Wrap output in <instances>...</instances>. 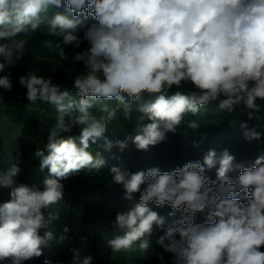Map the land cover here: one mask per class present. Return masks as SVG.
Returning <instances> with one entry per match:
<instances>
[{
  "label": "clouds",
  "instance_id": "1",
  "mask_svg": "<svg viewBox=\"0 0 264 264\" xmlns=\"http://www.w3.org/2000/svg\"><path fill=\"white\" fill-rule=\"evenodd\" d=\"M53 7L67 14L56 13L47 34L63 43L54 39L42 51L38 46L39 75L29 70L15 77L29 103L55 106L47 143L34 151L48 175L38 186L17 181L18 164L0 173V187L10 189V199L0 202V264H63L58 255L42 253L54 234L41 231L60 218L44 211L64 197L62 181L82 171L98 175L106 167L100 151L89 152L98 142L102 151H123L130 140L147 151L210 102L227 112L242 106L252 119L261 110L257 101H264V0H0V89L13 88L14 69L5 70L20 61ZM61 74L74 91L53 82ZM184 85L191 87L181 90ZM145 92L155 98L144 101ZM133 103L137 123L149 121L141 134L104 139L118 112L131 118ZM199 126L188 122L192 129ZM240 128L246 140L261 139L247 123ZM73 129H79L78 137L65 135ZM213 168L215 180L204 175ZM236 170L233 180L229 174ZM110 174L125 199L140 194L138 203L115 215L117 234L107 241L113 253L134 246L147 252L146 237L156 226L164 230L156 243L174 254L175 264H264V155L246 167L228 150H209L202 160L171 171L131 172L120 165ZM152 202L173 211L161 216L149 207ZM68 232L65 227L60 241ZM81 244L70 249L71 264H92L91 255L82 256L87 242ZM158 259L164 264L162 255Z\"/></svg>",
  "mask_w": 264,
  "mask_h": 264
},
{
  "label": "trees",
  "instance_id": "2",
  "mask_svg": "<svg viewBox=\"0 0 264 264\" xmlns=\"http://www.w3.org/2000/svg\"><path fill=\"white\" fill-rule=\"evenodd\" d=\"M56 13H64V7H53L49 9L46 17L42 19L40 29L32 35L25 45L20 61L14 69L13 88L10 91L0 89V173L7 172L13 165L18 164L21 169L17 177L19 183L36 184L41 182L48 175V170L39 168V162L34 156L36 148H43L47 143V135L51 125L55 122L56 109L54 105L37 102L29 103L25 98L26 89L21 87L18 79L29 70H35L40 74L39 47L50 49L53 47L54 39L63 43L62 37H52L47 34V22ZM70 15V14H69ZM42 47V48H41ZM28 49V52H27ZM41 53V52H40ZM23 54H25L23 56ZM44 54L42 57H44ZM4 73H0L3 75ZM17 76L18 79H15ZM64 74L54 77L53 82L60 83L62 87L73 90V86H67ZM190 85L182 86L181 90H187ZM177 89L173 88L169 94ZM74 91V90H73ZM155 98V94H143V100L149 101ZM261 104V110L253 113L249 119V111L242 106L235 108L232 112L221 111L217 102H210L196 115L189 113L184 122L175 133L166 134V139L157 145L150 146L147 151L137 150L131 142L128 147L121 151L113 147L109 151H102L103 143L89 149L93 155L100 151L102 158L106 160V167L98 175H89L87 172L72 175L62 181L65 185L64 197L56 204L50 205L44 211L45 216L59 213L58 220H52L45 231L54 234L53 239L48 240L42 246V253L58 255L56 261L63 264H71L72 253L70 249L80 248L81 242H87L86 251L83 255L93 257L92 264H161L158 257H164V264H175L174 254L165 252L157 243V239L163 235L162 228L153 227L152 234L146 237L150 246L147 252L141 253L134 246V250L128 253H113L107 245V241L117 234L113 227L115 215L119 211L127 210L139 202L140 194H134L133 200L125 199L122 186L112 184L110 168L123 165L131 172L148 170L158 167L161 171H171L182 167L184 163L202 160L209 150H215L219 155L228 150L235 158L236 163H242L246 167L252 166L258 156L264 155V101H257ZM111 107H115L111 105ZM137 104H132L131 118L125 120L123 112L117 113V122L108 130L104 139L115 141L123 140L126 136L134 137L141 134L142 124L137 123L140 113L136 110ZM95 114V113H94ZM189 121H196L200 126L196 129L188 127ZM118 122L122 125L120 128ZM241 123H247L249 128H255L261 133V139L248 141L244 138ZM65 135L79 136V129H73ZM204 175L212 180L216 179V169L205 171ZM235 180L238 170L229 174ZM10 189L0 187V202L10 199ZM244 194V193H243ZM242 203H246L240 194ZM149 207L157 211L159 215H169L173 210L167 204L157 207L154 202ZM201 214H197L196 222ZM67 227L69 232L63 241L59 237L63 229ZM139 243V242H137ZM264 251V248L261 249ZM42 256L36 258L39 261ZM52 257H49V259ZM43 264V260H40Z\"/></svg>",
  "mask_w": 264,
  "mask_h": 264
},
{
  "label": "rangeland",
  "instance_id": "3",
  "mask_svg": "<svg viewBox=\"0 0 264 264\" xmlns=\"http://www.w3.org/2000/svg\"><path fill=\"white\" fill-rule=\"evenodd\" d=\"M1 133V132H0ZM2 134H0V136H1Z\"/></svg>",
  "mask_w": 264,
  "mask_h": 264
}]
</instances>
